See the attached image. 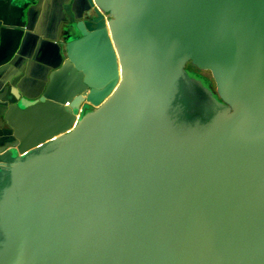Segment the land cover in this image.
I'll return each mask as SVG.
<instances>
[{
	"label": "water",
	"instance_id": "obj_1",
	"mask_svg": "<svg viewBox=\"0 0 264 264\" xmlns=\"http://www.w3.org/2000/svg\"><path fill=\"white\" fill-rule=\"evenodd\" d=\"M39 3L0 0V264H264V0L66 5L29 97Z\"/></svg>",
	"mask_w": 264,
	"mask_h": 264
},
{
	"label": "crops",
	"instance_id": "obj_2",
	"mask_svg": "<svg viewBox=\"0 0 264 264\" xmlns=\"http://www.w3.org/2000/svg\"><path fill=\"white\" fill-rule=\"evenodd\" d=\"M30 12L28 30L24 33L15 61L17 68L26 64L20 83L29 97H37L48 73L63 59L60 48L65 6L78 10L82 0H38ZM16 69V68H15Z\"/></svg>",
	"mask_w": 264,
	"mask_h": 264
},
{
	"label": "rangeland",
	"instance_id": "obj_3",
	"mask_svg": "<svg viewBox=\"0 0 264 264\" xmlns=\"http://www.w3.org/2000/svg\"><path fill=\"white\" fill-rule=\"evenodd\" d=\"M198 75L201 76L202 79L205 78L204 79L205 81H207V80L210 81V76L208 73H200Z\"/></svg>",
	"mask_w": 264,
	"mask_h": 264
},
{
	"label": "flooded vegetation",
	"instance_id": "obj_4",
	"mask_svg": "<svg viewBox=\"0 0 264 264\" xmlns=\"http://www.w3.org/2000/svg\"><path fill=\"white\" fill-rule=\"evenodd\" d=\"M190 74H191V76H193V75H194V76H197V77H199V76H198V75H197V74H196L194 71H192ZM204 79H205V78H204ZM204 79H202V80H203V82H204Z\"/></svg>",
	"mask_w": 264,
	"mask_h": 264
}]
</instances>
